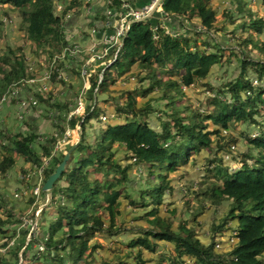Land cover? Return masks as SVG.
<instances>
[{
    "label": "trees",
    "instance_id": "16d2710c",
    "mask_svg": "<svg viewBox=\"0 0 264 264\" xmlns=\"http://www.w3.org/2000/svg\"><path fill=\"white\" fill-rule=\"evenodd\" d=\"M3 1L19 12L18 30L21 41L0 48V102H3L2 96L8 94L17 82L24 78L39 77L43 69H46L50 85L58 82L63 86L66 79L59 74L60 70L73 72V77L77 78L81 77L82 66L85 65L89 88L86 90L87 103L80 122L81 139L71 151L64 170L57 179L59 183L56 181L52 186L48 206L40 212L39 224L46 227V230L40 231L35 238L33 234L30 235L31 239L25 241L29 226L22 225V228L20 224L16 230L10 229L9 224L16 222L17 213L0 186V247H4L0 251V264H95L92 253L103 243L97 242L89 248L86 238L96 232L111 236L123 229L117 216L120 214V198L129 196L126 187L130 165H122L114 157V148L117 147L125 152L126 159H134L137 174L146 183L145 188L138 190L139 197L136 201L131 196L128 197V202L132 205L145 207L144 216L148 225V228L140 229L138 233L141 235L127 242L129 247L136 246L154 252L157 250L156 240L169 243L170 246L157 254L151 264H263L264 98L261 95L264 89L258 90L253 81L263 79L264 60H240L237 50L256 47L264 55V43L259 44L255 35L264 27V18L242 16L239 19L232 13L229 14L228 10L217 18L214 9L210 7V0H161L160 13L155 12L145 20H136L130 24L117 57L103 68L111 59V48L105 53V57L95 61H88L89 51L82 52L77 59H72L68 53V46L74 45L67 43L64 35L66 15L72 11L78 12L84 4L83 0L63 1L59 12L54 0ZM104 1L109 16L96 13L95 16H90L91 21H88L87 27L90 29V26L96 24V20H100L103 27H111L114 33L119 24V12L123 14L126 7H122L123 0ZM231 2H235L236 7L241 9V0ZM126 6L131 7L127 3ZM224 16L228 17L231 29L225 27V21L222 20ZM109 17L116 20L114 26ZM170 17L177 19L180 28L184 25L193 26L190 28L192 35H172L170 26V31L159 26L163 19ZM242 20L245 21L241 22ZM2 24L0 21V27ZM94 27L95 31L99 29L97 24ZM220 33L227 34L238 49L233 48L235 46H220L217 41ZM202 34L205 36L201 37ZM198 37L203 38L202 43L214 46L215 52L208 53L202 49L197 44ZM106 44L105 42L103 50L107 48ZM26 46L30 55L37 60L35 67L28 63ZM225 51H229L239 61V73L235 79L227 81L223 87L209 95L211 98H207L209 107L206 111H197L189 103L182 105L183 107L178 105L180 98L185 97L182 86H189L206 78L210 66L218 62ZM72 61L75 67H72ZM132 66H135L134 75L138 83L147 81L146 85L123 90L119 97H103L104 93L111 91V87L116 85L123 73L131 71ZM247 67L252 71L247 70ZM160 72L168 76L164 82L161 81ZM175 75L178 78H173ZM78 86L79 92L83 80ZM95 88L96 95L93 96ZM224 91L229 92L230 98L218 95ZM156 92L159 93L156 98L163 101L161 111H155L156 119L160 122V129L157 130L148 122L149 115L156 109L151 105L156 98L151 96L140 105L141 108L136 105L137 93L148 95ZM53 94L54 90H51L38 92L35 97H31V108L37 103L51 107L52 110L47 112L56 119L54 131L46 133V136L37 134L35 128L28 126L29 115L38 111H15V116H11L14 126L7 124V115L0 116V181H5L10 173L16 176L19 173L20 187L24 188L23 185L27 186L31 177L37 179V170L42 166V185L62 160L69 146H63L62 150L56 143L64 133V118L69 115L68 125L72 128L78 116L71 114L69 100H54ZM104 103L113 108L111 116L114 119L119 117L116 121H101L100 115H105L106 111ZM257 115H263V119L256 120ZM94 120L100 122L97 127L93 126ZM245 121L255 123L259 132L249 136L250 147L243 153L241 167L230 171L228 165L222 163L216 150L229 148L234 139L226 144L222 143L220 130L211 128L210 123L226 129L232 125L235 128ZM85 125H88V130L91 128L89 135ZM251 148L257 151L252 153ZM204 149H209V153L203 156L206 166L199 178L201 189L195 194L207 197L210 204L214 205L227 200L231 202L227 219H236L238 224L234 227L236 240L226 251L216 248L222 224L213 225L208 243H202L193 227L196 222L195 214L191 216L192 223H179L178 229L173 230L168 220L161 217L155 207H149L159 203L165 191L168 192L167 196L171 195L173 187L168 178L170 173H174L179 166L195 164V158ZM75 153H78L77 159ZM246 158L252 162L248 163ZM28 195H25V199L30 198L27 199L26 209L30 210V217H33L31 206L36 196ZM20 197L24 198V195ZM169 212L174 213L175 210ZM47 215L53 218L47 219ZM19 228L22 230L18 232ZM59 232L60 236L56 237ZM35 244H40L42 250L31 252ZM23 247L22 261L19 262V252ZM140 255L141 252H138L139 264ZM187 257L192 261L188 262ZM118 263L111 261V264Z\"/></svg>",
    "mask_w": 264,
    "mask_h": 264
},
{
    "label": "rangeland",
    "instance_id": "374dc122",
    "mask_svg": "<svg viewBox=\"0 0 264 264\" xmlns=\"http://www.w3.org/2000/svg\"><path fill=\"white\" fill-rule=\"evenodd\" d=\"M126 1H123L122 7L126 6ZM235 1V0H234ZM243 4L241 5V9L239 7H236L235 2H231V0H210V7L214 9L215 15L217 18L223 16L222 12L228 10L229 14L232 13L234 17H238L241 19L242 16H249L251 18H264V0H241ZM106 3V1H105ZM244 6V9L242 6ZM62 6V3L58 2V7H56V10H60V7ZM104 14L109 13V10L107 7L105 8ZM132 9H136L135 7H132ZM91 7L89 6V3L82 5L80 7V13L78 14L79 18H84L83 21L79 25H83V29H86L89 25L88 21H91V18L89 17ZM18 10L8 6L3 5L0 3V21H3L2 26L0 27V48L4 45H14L16 43H19L21 41V33L18 30V24L20 22L19 12ZM78 11V12H79ZM73 14H75L74 11H72ZM77 13V12H76ZM67 16V15H66ZM109 16V15H108ZM120 16V12H119ZM228 17L224 16L222 18L223 21H225V27L231 29V24ZM245 20H242L243 22ZM106 23V22H105ZM96 25V24H95ZM90 26V33L93 35L94 26ZM165 25V23H164ZM163 25V27H164ZM166 26V25H165ZM190 28H193V26H182L179 28V31L172 32V35H177L179 33H185L186 35H192V32ZM89 29V28H88ZM169 29V28H168ZM171 30V29H169ZM227 30V29H226ZM76 31L74 28H70L68 30L67 28L64 29V35L67 39V43H71L74 41ZM257 35L259 44L264 43V27L260 32L255 33ZM205 35L202 34L201 37H204ZM218 36V37H217ZM217 41H219V45L227 48L228 46H235L233 48L238 49L236 46V43L229 39L227 37V34L220 33L217 35ZM215 37V36H214ZM203 39V38H202ZM202 39L197 38V44H200L201 48L206 50L208 53L215 52L214 46H212L210 43L205 44L202 43ZM222 41V42H221ZM94 46H89L87 50H83L81 52H90L92 56L88 59V61H95L98 58L105 57L106 51L103 49H99L97 51L94 50ZM255 49H247V48H240V50H237L239 52V55L237 54V57L241 60V58H245L247 61L255 59V60H264V57L261 58L260 55L264 56L263 54L258 51L256 47ZM27 53H28V63L35 67L37 65L36 58L28 52L27 46L25 47ZM84 49V48H83ZM243 49V51H242ZM242 51V53H241ZM104 53V54H102ZM44 57V56H43ZM116 58L113 55H111V59L103 68H106L109 66V63L113 61ZM254 60V61H255ZM74 62H71V65ZM72 67H75V65H72ZM32 68V67H31ZM252 71L250 68L247 67V70ZM103 70V69H102ZM38 71V69L36 70ZM82 70L81 77L75 78L73 77V72H68L64 70H60L59 74L66 79V84L62 86L58 84V82L54 84H49V76L46 74V69L41 70V74L39 77H36L33 79L32 82L27 81V84L22 88L17 90V97H13L12 95L7 93L2 96L1 100L3 102H0V116L1 114L6 111H11L12 115L15 116V111H23L20 106V101L25 100L28 104L29 108L26 111H38L32 115H29L30 120L28 121V126H32L35 128V131L37 134H40L42 136H46V133L49 134L54 131L55 117H51L50 113L47 111H51V107L44 106L42 104H38L31 108L30 104L31 97L37 94L38 92L45 93L46 91L55 90L59 86V90L61 92H58V95H56V91H54V100H57L60 102H65V100L70 101V108L73 112L78 116V120L74 127H70L68 125L69 122V115L64 118V133L61 137L57 139L56 145H58V148H62L63 146H69L71 147L78 141V134H79V125L80 122L83 120V111L85 108V105L87 103V92L86 90L89 88L88 85V75L83 72ZM135 66H132L131 71L128 73H123V75L120 77L121 79H118L116 82V85L111 87L110 92L104 93L103 97H106L107 95H110L112 97H119L121 95V92L123 90H133L136 87H142L145 86L147 81H143L142 83H138L136 76L134 75ZM250 71H247L250 73ZM239 73V61L235 60V56L230 54L229 51H225L223 56L219 58L218 62H214L207 73V77L197 81V83H192L189 86L183 85L182 86V92L185 95V97H181L178 101V105H185L189 103L191 105V108L196 109L197 111H206L209 107V104L207 102V98H211L213 92L217 88H221L224 86V83H226L229 80L235 79V77ZM101 74V71L99 73V76ZM133 75V76H132ZM161 81L164 82L168 76L166 73L160 72ZM255 77V76H254ZM173 78H178V76H173ZM28 80L26 78L20 80V85L25 84ZM83 80V86L81 87V90L78 93H74L73 87L74 85H80V83ZM180 81V79L178 80ZM181 84V83H180ZM253 84L260 89H264V77L261 79V81H253ZM260 86H262L260 88ZM225 90V88H224ZM74 93V95H72ZM215 93V92H214ZM93 96L96 95V88L93 90ZM159 93H153L148 95H142L141 93H137L136 95V105L138 108H141L140 106L142 103H144L148 98L151 96H154L155 98L158 97ZM219 96L223 98H230L229 92L224 91L223 94H218ZM218 96V97H219ZM261 98H264V91L262 92ZM219 99V98H218ZM120 100V99H119ZM221 100V99H220ZM162 100H159L156 98L151 102V105L160 110H154L149 115L148 122L152 128L157 130L160 129V122L156 119L157 112L155 111H161L162 107ZM106 107V112L104 114L107 116L106 120L104 122L111 123L116 121L119 117H116L114 119L111 116V112L113 111V108L110 106H107V104H103ZM264 105V104H262ZM183 107V106H182ZM211 108V107H210ZM82 111V114H81ZM201 113V112H200ZM81 114V115H80ZM256 120L260 121L263 119V115H257L255 116ZM93 126L97 127L100 122H97L96 120L92 121ZM235 125L230 126V128H222L218 124L210 123L211 128H217L220 130L221 133V142L222 143H228L232 139V145L229 143V148H224L223 150H216L217 155L221 158L222 163H224L226 166L228 165L230 171H235L241 167V164L244 160L243 153H246L250 147L248 141L251 139L252 135H255L257 131L259 132L257 125L255 123L245 121L244 123H240L235 128ZM16 127V126H15ZM4 128V127H3ZM85 128L87 129V134L91 132V128L88 130V125H85ZM81 131V126H80ZM81 134V132H80ZM246 135V138L244 137ZM250 136V137H249ZM248 137V138H247ZM90 139V138H89ZM69 148H67L68 150ZM114 157H117L119 162L122 165H130L128 170V176H129V182L128 186L126 187L127 193L129 196H131L132 199L135 201L139 197L138 190L143 189L146 187V183L143 181V179L137 174V169L135 166V161L133 158L126 159L125 158V152L117 147ZM215 149V148H214ZM66 150V149H65ZM66 150V151H67ZM252 153H255L257 149L251 148L250 149ZM65 151V152H66ZM64 152V153H65ZM209 153V149H204L201 151L197 157L195 158V164H185L182 166H179V168L174 172L170 173L168 178L171 179V184L173 187V191L171 190L170 196L168 195V192L165 191L162 195L161 201L159 203L151 204L149 207H155L157 213L168 220V222L171 225V228L173 230L178 229V224L182 222H191L193 221L192 217L194 214L196 215V222L193 224L194 228L197 230V237L202 243H208L211 235V227L215 224H222L221 234L217 237L218 243L216 244L217 249L221 250H228L231 247V244L236 240L234 237V231L235 226L238 224V221L236 219H227L228 217V210L231 206V202L229 200L221 202L219 205L216 204H210L209 199L207 197H200L199 195H196L195 193H198L199 189H201V180L199 179L200 176L203 174L202 170L205 169L204 166V160L203 156H207ZM76 159L78 158V153L76 155ZM212 157V156H210ZM246 161L248 163H251L252 160L249 158H246ZM17 171V170H15ZM19 173L16 176L15 174H11V176H8V178L4 181H0V186H2V189L4 191V196L7 197L8 200L11 201V204L13 205L14 212L17 213L16 222H13L9 224L10 229H17V227L21 224L20 227L23 228L22 225L29 226L31 228L28 229L27 234L25 235V241L31 239L30 235L35 238L40 231H45L46 227H41L39 224L40 219V213L37 217V221L34 220V218L30 217V210L27 211L26 205L28 203V200L25 199V195L29 194L28 197L34 195L37 197V199L33 200V204L31 206V211L33 210L34 213L37 210H40V212L43 209V204L46 201V197L48 199L51 198L50 195L47 194L45 190L42 189V185H40L43 181V175L38 176L37 179H32L28 181L27 186L23 185V187L19 183ZM153 177H151L152 179ZM209 181V180H208ZM207 181V182H208ZM59 183V181H57ZM207 184V183H206ZM205 184V185H206ZM38 185L41 186V189H38ZM203 186V188L205 187ZM31 187V188H30ZM37 189V190H36ZM52 189V188H51ZM19 190V191H18ZM26 190V191H25ZM43 192H42V191ZM42 192V193H41ZM45 194V195H44ZM24 195V198H21L20 196ZM39 195H41V198H38ZM195 195V196H194ZM128 196V197H129ZM128 197H121L120 198V214L117 216V220L119 223H122L123 228L119 233L113 234L111 236L107 235L106 233H100L96 232L93 236H88L86 238V242L89 245V248L91 245L101 242L103 245L101 247H98L94 250L92 253V258L95 260V264L98 262H105L107 264H111V261H117L118 264H139L138 261V252H141V255L139 259L141 260V264H151L152 259L156 257L157 254H160L164 252V248H167L170 246L169 243L163 242L160 240H156L157 244V250L155 249L154 252H151L147 249H142L138 247H129L127 245V242L132 239L133 237L137 235H141V233H138L140 229L148 228L146 218L144 216V210L145 207H136L129 203L130 201ZM156 200V198H155ZM230 203V204H229ZM147 207V208H149ZM172 209L175 210L174 213L169 212ZM27 211V212H26ZM197 211L198 214L195 212ZM50 215H47V219H52ZM5 219H8V217H5ZM34 227V228H33ZM22 228L18 230L21 231ZM31 233V234H30ZM60 232L56 235V237L60 236ZM1 242V240H0ZM41 244V243H40ZM35 244L32 247L31 252L36 251L37 249L40 250L39 245ZM42 245V244H41ZM4 247H0V251H3ZM22 261V258L19 256V262ZM187 261L190 262L192 259L187 257ZM264 264V263H263Z\"/></svg>",
    "mask_w": 264,
    "mask_h": 264
},
{
    "label": "crops",
    "instance_id": "0c3cea01",
    "mask_svg": "<svg viewBox=\"0 0 264 264\" xmlns=\"http://www.w3.org/2000/svg\"><path fill=\"white\" fill-rule=\"evenodd\" d=\"M63 1L65 3L66 0H61L60 2H63ZM123 1H125V0H123ZM149 1L150 0H127L126 3L128 5H130L131 7L142 8V7L146 6L147 4H149ZM83 2H84L83 5L89 3V6L91 7L89 17L95 16L96 13H103L104 14V12L106 10L105 8L107 7L104 0H83ZM79 13H80V11L75 13V14H73L71 12V13L67 14V16H66V24H67L66 28L68 30H70V28H72V29L74 28V30L76 31L74 41L81 47V50H85V49L87 50V48L89 46H93V45H95L94 46L95 51H97L99 49H103L104 43L106 42L108 44V42L112 36L113 29L109 26L103 27L102 26L103 23L100 20H96L95 22H96L97 26L99 27V29H97L96 31L94 29L93 35H92L90 33V29H88V27L86 29H83V27H82L83 25H79L84 19V18L78 17ZM106 18H108V16ZM109 19H110V22L112 23V25L114 26L116 20H113L112 17H109ZM162 23L163 24L165 23L166 26L164 25V27L170 26L173 31H179L180 27L178 26V21L176 18H172V17L165 18V19H163ZM93 28H95V27H93ZM104 30H106V31H104ZM102 31H104V32L101 34ZM85 54L87 55V53H85ZM72 87H73V90L75 91V92L74 91L73 92L77 93L78 87H79L78 84L74 85ZM54 91H56V95H58V92H61L59 90V86ZM74 93L72 95H74ZM3 115H7V117L9 118V119H7V124L14 126L15 123H11V122H13L11 119L12 118L11 117L12 116L11 111H6V112L3 111L1 116H3ZM106 118H107V116H106ZM8 176L9 175H7V178H8ZM10 176H11V173H10ZM32 179H34V178L31 177L30 180H32ZM39 197L41 198L42 196L39 195ZM36 199H37V197H36ZM47 206H48V203L43 204V209L46 208Z\"/></svg>",
    "mask_w": 264,
    "mask_h": 264
},
{
    "label": "built area",
    "instance_id": "2783aa9c",
    "mask_svg": "<svg viewBox=\"0 0 264 264\" xmlns=\"http://www.w3.org/2000/svg\"><path fill=\"white\" fill-rule=\"evenodd\" d=\"M155 1L156 0H152L149 4H147L146 6L142 7L141 9H132V7H128L127 11L120 15L119 24H118V27L116 29V33H115V35L113 37L112 43L109 45V48H113L114 47V52H113V56L114 57L117 56V54H118L119 48L121 46L120 44L122 43V38L124 37V34L126 33V31L129 28L130 20L131 19H133V20H143L151 12V10L153 9V5H154ZM157 11L161 12V8H158ZM165 30L169 31L168 29H165ZM70 53H72L73 55L75 54L74 56H76V54L78 53V48L71 49ZM83 72L87 74L86 69H84ZM25 81H26V83L24 85L23 84L20 85V81L17 82L15 84L14 88H12L9 91L8 94H10L12 96H16L17 90L22 89L27 84V81L32 82L33 78L25 80ZM20 106H21L23 111H26L29 108V106H28V104L26 103L25 100H21ZM73 113H75V112L72 111L71 114H73ZM81 114H82V111H81ZM19 116H21V115H19ZM100 119L102 121H105L106 120V115H101ZM42 173H43V168H42V166H40V168L37 170V178H38V176L42 175ZM38 189H41V186L38 185ZM38 198H40V197H38ZM49 202H50V199H48V197H46V201H45L44 204H47ZM39 213H40V210H37L34 213L32 218H34L35 221H37V217H38ZM29 228H31V227H29ZM39 248H40V250H42V247H39Z\"/></svg>",
    "mask_w": 264,
    "mask_h": 264
},
{
    "label": "water",
    "instance_id": "95a60500",
    "mask_svg": "<svg viewBox=\"0 0 264 264\" xmlns=\"http://www.w3.org/2000/svg\"><path fill=\"white\" fill-rule=\"evenodd\" d=\"M159 2H160V0H156L154 2L153 10L158 6ZM150 16H151V14H150ZM78 127H79V134H78L79 135L78 136L79 138H78V141L74 145H72L71 147H69V149L64 153V156H63L62 160L57 165V167L55 168V170L47 177V179L42 184V189L45 190L47 192V194H49V195L51 193V188H52L54 182L57 181V179L60 176L61 172L64 170L65 164H66L67 160L69 159V156H70L71 151L76 147V145L78 144V142L81 139L80 125ZM27 241H29V240H27ZM23 250H24V247L19 252L20 257H21V253L23 252Z\"/></svg>",
    "mask_w": 264,
    "mask_h": 264
},
{
    "label": "clouds",
    "instance_id": "9594fccd",
    "mask_svg": "<svg viewBox=\"0 0 264 264\" xmlns=\"http://www.w3.org/2000/svg\"><path fill=\"white\" fill-rule=\"evenodd\" d=\"M60 1H61V0H54L56 7H58V2H60ZM151 1H152V0H151ZM151 1H150V2H151ZM150 2H149V3H150ZM160 2H161V0H160ZM160 2H159V4H158V6H157L154 10L152 9L151 12H150V13H149V14H148L143 20H145L146 18H149V17H150V14L152 15V14H154L155 12L160 13V11H157L158 8H161ZM0 3L3 4V5H7V3H5L3 0H0ZM60 3L63 4V2H60ZM124 7H126V11H127V8H128V7H127V6H124ZM60 9H61V7H60ZM136 9H141V8H136ZM126 11H125V12H126ZM121 14H122V13H120V15H121ZM133 21H136V20L131 19V20H130V23H129V26H130V24H131ZM2 22H3V21H2ZM163 25H164V24L161 22V24H160L159 26L163 27ZM117 27H118V26H117ZM164 28H165V29H168V27H164ZM94 29H95V28H94ZM116 29H117V28H116ZM128 29H129V28H128ZM168 30H169V29H168ZM127 31H128V30H127ZM127 31H126V32H127ZM169 31H170V30H169ZM171 31H173V30H171ZM173 32H175V31H173ZM115 33H116V31H115L114 33H112V36H111L112 38H110V40H109V42H108V44H107V48L104 49V51H106V52L108 51V49H109V45L112 43V41H113V37H114ZM125 34H126V33H125ZM125 34H124V35H125ZM122 39H123V38H122ZM71 43H72L74 46H68V48H69L68 53H69V55H70V57H71L72 59H74V58L77 59L78 57H80V55H81V53H82L81 51H83V50H81V47H80L75 41H72ZM73 48H78V53L76 54V56H74L75 54L73 55L72 53H70V50L73 49ZM111 49H113V51L111 50V51H112V54H111V55H113L114 47L111 48ZM119 49H120V48H119ZM102 54H104V53H102ZM117 55H118V54H117ZM91 56H92V54L89 53V54H88V59H89ZM116 57H117V56H116ZM82 67H83V69H85V65L82 66ZM83 69H82V70H83ZM102 71H103V70H101V74H100V76H99V81H100L101 78H102ZM29 79H32V78H29ZM33 79H34V78H33ZM99 81H98V82H99ZM102 115H103V114H102ZM100 116H101V115H100ZM101 121H102V120H101Z\"/></svg>",
    "mask_w": 264,
    "mask_h": 264
}]
</instances>
